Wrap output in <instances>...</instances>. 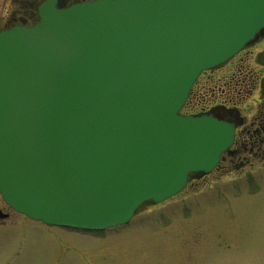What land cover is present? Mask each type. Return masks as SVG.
I'll use <instances>...</instances> for the list:
<instances>
[{
    "label": "water",
    "instance_id": "obj_1",
    "mask_svg": "<svg viewBox=\"0 0 264 264\" xmlns=\"http://www.w3.org/2000/svg\"><path fill=\"white\" fill-rule=\"evenodd\" d=\"M264 29V0H95L0 31V193L50 224L102 229L188 172L234 124L181 115L197 75Z\"/></svg>",
    "mask_w": 264,
    "mask_h": 264
},
{
    "label": "rangeland",
    "instance_id": "obj_2",
    "mask_svg": "<svg viewBox=\"0 0 264 264\" xmlns=\"http://www.w3.org/2000/svg\"><path fill=\"white\" fill-rule=\"evenodd\" d=\"M8 9L0 0L1 27ZM239 55L204 72L196 86L256 67L254 53ZM12 216L27 230H0V264H264V165L222 160L202 177L189 176L172 198L145 202L115 231L77 232Z\"/></svg>",
    "mask_w": 264,
    "mask_h": 264
},
{
    "label": "flooded vegetation",
    "instance_id": "obj_3",
    "mask_svg": "<svg viewBox=\"0 0 264 264\" xmlns=\"http://www.w3.org/2000/svg\"><path fill=\"white\" fill-rule=\"evenodd\" d=\"M43 1L7 0L10 9L5 14L4 27L0 26V29L16 24H32L38 18V7ZM78 1L83 0H57L59 6ZM246 52L254 53L256 67L248 66L234 76L224 75L214 79L207 76L197 87L196 81L207 70L204 71L192 86L184 104V111L194 115L210 114L234 124V137L229 149L222 156L223 161H233L234 165L239 166L264 165V35L259 36L231 59L239 54L242 58ZM234 78L236 80L233 83ZM13 214L19 213L0 197V230L14 234L16 230L26 231V223L15 221Z\"/></svg>",
    "mask_w": 264,
    "mask_h": 264
}]
</instances>
